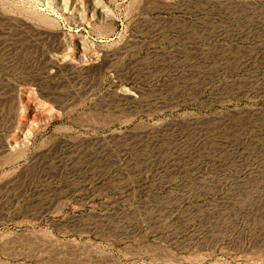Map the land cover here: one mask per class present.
Here are the masks:
<instances>
[{
	"label": "rangeland",
	"instance_id": "1",
	"mask_svg": "<svg viewBox=\"0 0 264 264\" xmlns=\"http://www.w3.org/2000/svg\"><path fill=\"white\" fill-rule=\"evenodd\" d=\"M62 2L0 0V264H264V0Z\"/></svg>",
	"mask_w": 264,
	"mask_h": 264
},
{
	"label": "bare ground",
	"instance_id": "2",
	"mask_svg": "<svg viewBox=\"0 0 264 264\" xmlns=\"http://www.w3.org/2000/svg\"><path fill=\"white\" fill-rule=\"evenodd\" d=\"M62 1H63L62 3L65 4V2H67L68 0H62ZM92 3H94V2H92ZM93 7H95L96 10H100L102 14H105V15L110 14L106 8L104 9L103 7H99V5L96 4V3L93 4ZM83 12H84V10H83ZM83 12H82V13H83ZM84 13H85V12H84ZM80 14H81V13H80ZM82 19H83V18H82ZM82 19H81V21H83Z\"/></svg>",
	"mask_w": 264,
	"mask_h": 264
}]
</instances>
